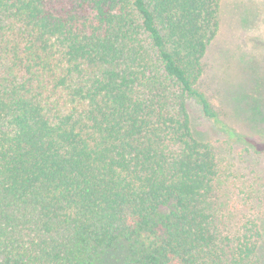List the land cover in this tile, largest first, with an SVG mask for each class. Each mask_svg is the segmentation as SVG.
<instances>
[{"label":"trees","instance_id":"trees-1","mask_svg":"<svg viewBox=\"0 0 264 264\" xmlns=\"http://www.w3.org/2000/svg\"><path fill=\"white\" fill-rule=\"evenodd\" d=\"M221 2L0 0V264H262L197 126L234 135L203 84Z\"/></svg>","mask_w":264,"mask_h":264},{"label":"rangeland","instance_id":"rangeland-1","mask_svg":"<svg viewBox=\"0 0 264 264\" xmlns=\"http://www.w3.org/2000/svg\"><path fill=\"white\" fill-rule=\"evenodd\" d=\"M221 9L220 33L207 52L203 84L215 112L223 110L221 101L229 109L234 135L215 120L202 119L197 126L203 138L217 141L235 220L253 216L261 223L264 264V154L251 146L264 143V0H222Z\"/></svg>","mask_w":264,"mask_h":264}]
</instances>
